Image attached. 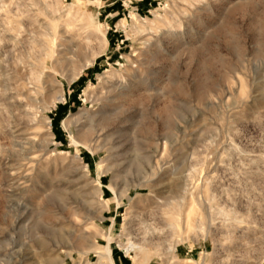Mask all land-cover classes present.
Listing matches in <instances>:
<instances>
[{
	"label": "rangeland",
	"instance_id": "obj_1",
	"mask_svg": "<svg viewBox=\"0 0 264 264\" xmlns=\"http://www.w3.org/2000/svg\"><path fill=\"white\" fill-rule=\"evenodd\" d=\"M132 72L153 86L123 104ZM108 239L114 264H264V0H0V264H110Z\"/></svg>",
	"mask_w": 264,
	"mask_h": 264
},
{
	"label": "bare ground",
	"instance_id": "obj_2",
	"mask_svg": "<svg viewBox=\"0 0 264 264\" xmlns=\"http://www.w3.org/2000/svg\"><path fill=\"white\" fill-rule=\"evenodd\" d=\"M174 35V34H173ZM175 36V35H174ZM157 44L159 42H156ZM162 45V43H161ZM161 47V46H160ZM159 48V47H158ZM162 49V48H161ZM156 50V48H155ZM160 50V49H159ZM152 52V51H151ZM157 52V51H156ZM161 52V50L159 51ZM163 52V51H162ZM159 54V53H158ZM154 55V54H153ZM159 57V56H158ZM150 59V58H149ZM156 68V67H155ZM158 69V67H157ZM157 71V70H156ZM150 74V73H149ZM152 74V72H151ZM124 77V76H123ZM144 84L146 85V87H149L151 88L153 85L152 84H149L148 81H147V77L145 76H140L138 75L136 72H132L129 77L124 80L123 82H118L116 83V85L114 84V99H118L120 98V100H122L123 104L126 103V95L133 89V87H135L136 85L138 84ZM143 85V86H144ZM112 87V86H111ZM145 87V86H144ZM155 90V89H154ZM153 91V90H152ZM146 93V91H145ZM152 93V92H150ZM149 93V94H150ZM130 94V93H129ZM132 94V92H131ZM128 96V95H127ZM131 96V95H130ZM119 100V99H118ZM117 101V100H116ZM113 103V102H112ZM118 103V102H117ZM116 104V103H115ZM154 104V103H153ZM117 105V104H116ZM120 105V103L118 104ZM110 106V105H109ZM108 106V107H109ZM114 106V105H113ZM102 107V106H101ZM129 107V106H128ZM111 108H114V107H111ZM130 108V107H129ZM99 108V111L100 114H103L102 112H105V108L101 109ZM112 110V109H111ZM138 110V109H137ZM108 113V112H107ZM130 114V113H129ZM132 114V112H131ZM130 114V115H131ZM124 117V116H123ZM122 120V118L120 119V121ZM119 121V122H120ZM64 127L71 133V138L72 140L75 142L74 138H73V128L75 127L74 125V120L73 119H68L67 121L64 122ZM129 126V125H128ZM119 127V126H118ZM84 128V127H83ZM127 126L124 125L122 127V129H126ZM120 129V128H119ZM118 129V130H119ZM128 129V128H127ZM110 130V129H109ZM117 130V129H116ZM111 132H113L111 130ZM116 132V131H115ZM118 133H120L119 131H117ZM122 132V131H121ZM128 132V131H127ZM126 134V133H125ZM119 135V134H118ZM110 136L111 134L109 133L108 131V127L106 128V126L104 125H100L98 127H95V129L92 131V136L88 139V142L86 143L88 148L91 149V151L95 152L97 151L99 148L101 149H105L107 151L106 155L101 159V161L98 163V166H97V179H96V184H97V187L100 191V195L101 196L100 198L102 200H104L105 202L109 201L108 198L107 199H104L103 196H102V191H101V187H102V183L100 181V177L103 175V174H106L108 171L112 170L113 171V175L116 177V178H120L122 180H125V177H126V169L123 168L124 166L121 164V162H119V158L117 156H114V153L112 152V148L111 146L109 145V141H110ZM77 145V144H76ZM124 145V143H123ZM126 148V147H124ZM123 151V150H122ZM124 152V151H123ZM126 153V152H125ZM119 154V153H118ZM79 157V156H78ZM113 157V158H112ZM110 159L111 160V163H107V160ZM84 162V161H83ZM106 163V166H103L104 164ZM139 184V183H138ZM144 186V185H143ZM150 186V185H149ZM138 187V186H137ZM139 187H142L141 185H139ZM109 190L112 192L113 194V198L115 199V202H116V205L117 206H120L122 203H123V199L124 198H127L129 200H131V196L128 195L125 190L122 188L120 189V192H119V195L115 193V191L113 190L112 187H108ZM128 191V190H127ZM102 202V201H100ZM105 207V206H104ZM110 239V238H109ZM107 240L108 243L107 245L105 246V255L107 256L108 260L110 261V264H114V261H113V258H112V252H111V247L109 246V242L110 240ZM96 251V250H95ZM98 251V250H97ZM103 250H101L102 252ZM101 252H98V253H101ZM104 253V252H102ZM104 255V254H102ZM101 255V256H102Z\"/></svg>",
	"mask_w": 264,
	"mask_h": 264
}]
</instances>
